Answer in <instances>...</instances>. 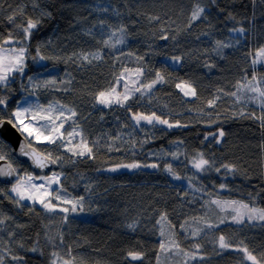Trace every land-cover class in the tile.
I'll use <instances>...</instances> for the list:
<instances>
[{"label":"trees","instance_id":"trees-1","mask_svg":"<svg viewBox=\"0 0 264 264\" xmlns=\"http://www.w3.org/2000/svg\"><path fill=\"white\" fill-rule=\"evenodd\" d=\"M36 2L39 4L38 8L33 6V0H0V36L6 37L12 30V24L6 17L14 10L23 8L25 15L33 19L38 18L41 10H44L51 15L44 17L37 29L33 30V49L38 45L46 56L65 57L73 52L100 47L85 34L99 20H106L114 28L125 25L128 37L125 44L117 45L115 55H119L121 50L143 55L146 65L145 77L150 73L154 75V71L162 67L167 68L162 73L166 76V83L156 86L155 97L147 104V108L141 110H155L157 114H164L170 121L179 120L189 126L169 129L164 133H149L155 139L144 144L142 149L138 148L136 155L129 151L128 144L117 141L121 151L109 152L106 147H98L94 149L95 160L85 157L72 164L65 158L63 172L66 179H62L61 183L72 197L83 195L86 201L85 210L70 214L66 222L59 213L55 215L44 212L42 207L35 205L32 206V211L26 207L17 208L0 196V210L13 217L3 226L5 230L0 232V257L3 258L4 264H50L53 251H58L67 259L74 257L73 264H156L160 239L156 220L160 212L166 211L169 220L177 225V228L186 217L207 212L210 218L216 219L218 212L202 206L203 201L208 199L207 196L202 198L201 203L189 204L192 192L187 187L186 180L173 181L165 173L151 168L131 171L120 169L116 172L103 169L132 160L153 163L156 157L148 154L159 153L161 149L175 151V141H183L181 151L189 156L203 152L206 158L215 159L217 163L234 165L238 169L235 178L229 176L227 180L212 172L203 176L200 181H194L197 186L203 185L209 192L215 193L217 189H214L213 185L227 183L232 191L219 192L222 198L247 202L249 192H259L260 197L264 198V148L261 147L264 144V128L260 127L258 120L239 114L243 107L246 114L255 111L258 116L261 114L259 107L254 103L247 106L234 103V97L224 94L234 91L235 85L242 81L245 73L249 79L252 76L248 52L264 45V3H261V0H255V3L253 0H216L215 5L201 0L206 4L208 19L194 22L191 28L187 25L196 0ZM104 8L108 11H103ZM117 11L120 13L118 16L115 15ZM229 13L235 19H229ZM150 17H159V20H152ZM16 19L21 22L24 17L17 14ZM239 27L246 30L244 37L230 31L231 28ZM94 31L98 33L99 28ZM12 34L15 36L18 33L13 31ZM165 34L168 40H161L160 36ZM104 38L107 39V36ZM237 39L240 41L238 44L235 43ZM216 40L231 41L234 44L233 47L223 50V58L214 50ZM162 45L165 47L162 48ZM108 51L104 49L105 53ZM170 55H181V64L167 66L165 57ZM205 62L210 63L212 67H205ZM46 63L49 65V71L45 72L44 76H52L58 80L70 79L71 83L61 86L69 88L70 91L67 92L41 91L39 95L42 102L59 99L62 103L75 107L78 112L76 119L89 134L90 140L105 132L114 135L121 130L118 124L126 118L123 109L115 113L104 109L101 118V113L92 106V94L100 88L108 87L114 79V73L122 64L131 68L138 62L127 56H121L120 61L116 62L109 55L104 61L84 67H79L71 61L53 64L49 60ZM28 65L26 74L36 75L33 71L36 65L30 60ZM256 75L258 78H264V65L257 66ZM181 80L196 87L198 100L189 103L188 101L194 98L184 97L180 90L175 88V83ZM19 83L17 81L13 85L16 92L12 94L11 99L20 95ZM221 89L223 91L218 92ZM216 95H219L220 99L216 101L214 108H209L206 102ZM142 103H147V100ZM220 128L225 133L220 144L203 141L204 135ZM122 131L127 138L128 129ZM135 135L138 143L144 136L140 132ZM11 155L13 156V152ZM173 163L179 165V161ZM23 167L29 171L27 165ZM178 170L182 175H191L193 171L190 165L187 168L180 166ZM89 184L90 192L85 190V185ZM0 187L7 192L10 186L0 183ZM185 191L189 193L188 196L183 195ZM257 203L264 206V199H258ZM133 220L138 221L139 225L135 232L126 227ZM221 227L228 228L224 234L234 243L243 240L254 253L264 252V227L259 223L255 226H248L246 222L245 225ZM8 232H14L15 235L9 237ZM61 235L62 245L59 244ZM180 236L182 237L183 233H180ZM53 242L57 244L56 248L53 247ZM182 243L187 247L192 241ZM34 247L39 251H31ZM69 248L71 257L68 256ZM128 251L143 252L144 260L130 262L125 259ZM202 252L207 254L205 264H238V253L229 249L220 250V254H217L208 241L204 242ZM13 255L22 259L13 260ZM161 260H164L162 255ZM166 264H176V260Z\"/></svg>","mask_w":264,"mask_h":264},{"label":"snow or ice","instance_id":"snow-or-ice-1","mask_svg":"<svg viewBox=\"0 0 264 264\" xmlns=\"http://www.w3.org/2000/svg\"><path fill=\"white\" fill-rule=\"evenodd\" d=\"M255 3V0H253ZM264 3V0H261ZM207 4L215 5L216 0H207ZM33 6L39 7L36 0H33ZM107 12L108 9L104 8ZM222 11V9H221ZM17 14L24 19L17 22ZM51 13L41 10L40 16L36 19L27 17L23 8H19L10 13L6 19L12 24V30L6 37L0 36V178L7 177L4 181L5 185H10L8 191L5 192L0 187V196H3L9 202L13 203L17 208L26 207L29 211L33 210V205L39 204L42 209L48 213L61 212L65 215L63 221L68 220V213L83 212L86 207L85 196L72 197L64 185L61 183L64 176L65 158L69 163L75 164L78 159L87 157L89 160L96 159L94 149L98 147H106L110 151H121V146L117 141H122L129 145V151L132 155H136L138 148L142 149L143 145L155 139L149 133L160 131L162 133L173 128H186L189 125L182 124L179 120L170 121L165 118L164 114H157L155 110L144 111L147 104L155 97L156 86L166 83V76L162 73L167 70L162 67L145 77L144 56L137 55L132 51L121 50L119 55H115L117 45L126 43L128 30L125 25L114 28L106 20H99L92 28L85 33L100 45L99 48L80 50L73 52L65 57L46 56L40 51L37 45L33 49L32 36L33 30L37 29L44 17H50ZM115 15H120L117 11ZM152 20H159V17H150ZM207 20L206 4L201 0H196L195 6L190 11L188 27L198 20ZM229 19H235L229 13ZM99 28V32H95V28ZM13 31L18 34L13 36ZM231 32L237 33L240 37H244L245 28H231ZM208 33H205L207 35ZM107 36V39L104 37ZM115 38V39H114ZM199 38V37H198ZM161 40H168V36L161 35ZM174 39V38H173ZM240 43L239 39L235 41ZM231 41H215V52L223 58V50L233 47ZM165 47L164 45L161 46ZM104 49H108L107 53ZM33 51L35 54H33ZM111 55L116 62L120 61L121 56L133 58L135 63L133 67L122 64L114 73V79L108 87L100 88L92 94V106L101 113L103 118L104 109H108L115 113L123 109L125 120L120 121L118 130L114 135L108 132L97 135L93 139H89L79 120L76 119L78 112L75 107L62 103L59 99L51 101H41L39 93L41 91H70L67 87H61L70 84L71 80H58L52 76H44L49 71V65L46 61L51 60L53 64L57 62L67 63L71 61L79 67L92 65L94 62L104 61L107 56ZM250 65L252 68V76L249 79L247 73L242 77V81H238L235 90L232 92H224L225 95L234 97V103H242L244 106L249 104H257L260 115H256L255 111L250 114L244 112L241 107L239 114L248 118L258 120L260 127L264 128V78H258L256 75L257 66L264 65V45L257 49H250L248 52ZM31 61L36 67L33 71L36 75L26 74L28 61ZM183 60L181 55H170L165 57L167 66L180 65ZM115 67V65H113ZM205 67H212L210 63L205 62ZM19 81L20 95L15 99H11L12 94L16 92L13 85ZM175 88L179 89L184 97H192L198 100L196 87L187 81L181 80L175 83ZM118 88L120 89L118 91ZM223 91L218 90V92ZM11 99V103L9 102ZM220 99L219 95L213 96L208 100L207 106L214 108L216 101ZM147 100V103H142ZM139 105V108H137ZM136 108L137 110H133ZM191 111V109H190ZM68 125L65 128V125ZM162 126V127H158ZM209 123V127H210ZM122 129H128L125 133ZM13 130L20 136V142L16 155L12 156L10 137ZM136 132L143 133L144 136L137 142ZM225 133L222 128L214 129L204 135L203 141L209 143L220 144ZM210 137L212 139H210ZM103 141V143H101ZM176 150L168 151L160 150L159 153L150 152L148 155L156 157L153 163H141L132 160L128 163L120 162L112 167L103 169L104 171L116 172L120 169L138 170L141 168H151L165 173L173 181H187V187L191 189L192 197L188 201L189 204L201 203L202 198L207 196L208 199L203 201L202 206L206 209L215 206L218 209L216 219H212L207 212L194 217H186L179 227L173 224L166 211L159 214L156 224L159 225V243L158 255L156 256V264H166L168 261L176 260V264H205L207 254L202 252L204 242L208 241L213 246V251L220 254V250H229L239 254L238 264H264V252L259 254L249 250L243 240L234 243L224 233L228 228H222V225H245L255 226L259 223L264 227V206L257 203L260 197L259 192L253 194L248 193L247 202L238 199H225L219 195V192L231 193L232 188L227 183H220L218 186L213 185L217 189L215 193L209 192L203 185L197 186L194 181H200L203 176H208L215 172L223 179L227 180L229 176L235 178L238 169L234 165L228 163H217L215 159L206 158L203 152H197L195 156H189L182 152L180 146L183 141H175ZM46 145L47 147L38 148L37 145ZM264 148V144L261 146ZM7 148V151L5 149ZM183 156V159L181 157ZM20 157H26L21 160ZM170 157V159H169ZM173 161H179V165H174ZM15 164V166H13ZM27 165L33 169L32 172L27 171L23 166ZM52 165H59V170L45 172L44 170ZM191 166V175H182L178 170L180 166L187 168ZM39 169L37 173L35 170ZM83 177H81L82 179ZM55 186V187H54ZM85 190L90 192L91 185H85ZM200 194V195H197ZM184 196L189 193L185 191ZM215 195V198H213ZM29 201L25 205L22 202ZM55 201V203H54ZM66 205V206H61ZM13 219L12 216L0 210V232L5 229L8 220ZM192 221L193 223H190ZM19 227L20 225H16ZM138 221L133 220L126 227L135 232L138 228ZM183 233V236H180ZM9 237L14 236V232H8ZM192 241L187 247L182 241ZM59 244H63L62 235L59 237ZM23 247V245H21ZM53 247L57 244L53 242ZM31 251H39L32 248ZM42 255L43 253L40 252ZM161 255L164 260H161ZM68 256L71 257V249H68ZM13 260H21L22 257L13 255ZM74 257L67 259L62 257L58 251L51 253L50 264H73ZM125 259L131 261H143L144 253L141 251H128ZM0 264H4V260L0 257Z\"/></svg>","mask_w":264,"mask_h":264},{"label":"water","instance_id":"water-1","mask_svg":"<svg viewBox=\"0 0 264 264\" xmlns=\"http://www.w3.org/2000/svg\"><path fill=\"white\" fill-rule=\"evenodd\" d=\"M10 142H11V147L13 149V156L16 155V150L18 149V146H19V142H20V136L18 133H15V130H13V135L10 137ZM21 160H26L27 158L26 157H20ZM5 163L4 161H0V164H3ZM14 166V165H13ZM31 171H33V169L31 167H29ZM52 170H59V165H52L50 166L49 168L45 169L44 171L45 172H50ZM37 173L40 172L39 169H36L35 170ZM8 178L5 177V178H0V183L5 185L4 184V181L7 180ZM5 186H10V185H5Z\"/></svg>","mask_w":264,"mask_h":264},{"label":"rangeland","instance_id":"rangeland-1","mask_svg":"<svg viewBox=\"0 0 264 264\" xmlns=\"http://www.w3.org/2000/svg\"><path fill=\"white\" fill-rule=\"evenodd\" d=\"M235 35H238L237 33H234ZM120 89L118 88V91H119ZM68 127V125L66 124L65 125V128H67ZM37 146H39L40 148H44V147H47L46 145H43V144H41V145H37ZM29 172H32L31 170H30V168H29ZM55 187V186H54ZM22 203H24V204H29L30 202L29 201H23ZM54 203H55V201H54ZM35 206H40L38 203L37 204H35ZM61 206H66V205H61ZM41 207V206H40ZM215 207V206H214ZM208 210H213L214 212H218V210L217 209H214L213 207H211V208H208ZM44 212H46L45 210H44ZM57 213H59L60 215H62V216H64L65 214L64 213H61V212H56L55 213V215H57ZM70 214L71 215H74V214H76V213H68L67 215H68V217L70 216ZM58 264H60V262L58 261Z\"/></svg>","mask_w":264,"mask_h":264}]
</instances>
